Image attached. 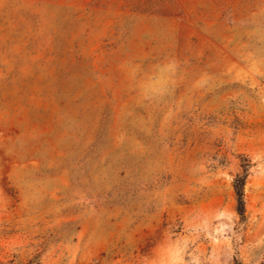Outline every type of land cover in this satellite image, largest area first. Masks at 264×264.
<instances>
[{
	"label": "rangeland",
	"instance_id": "374dc122",
	"mask_svg": "<svg viewBox=\"0 0 264 264\" xmlns=\"http://www.w3.org/2000/svg\"><path fill=\"white\" fill-rule=\"evenodd\" d=\"M237 262L264 264V0H0V264Z\"/></svg>",
	"mask_w": 264,
	"mask_h": 264
},
{
	"label": "trees",
	"instance_id": "16d2710c",
	"mask_svg": "<svg viewBox=\"0 0 264 264\" xmlns=\"http://www.w3.org/2000/svg\"><path fill=\"white\" fill-rule=\"evenodd\" d=\"M242 167V172L237 173L236 176L233 179V189L236 197V210L237 212L243 216L244 215V200H243V195H244V184H245V179L247 176L248 168H249V160L246 159L243 164H241ZM236 264H239L237 262Z\"/></svg>",
	"mask_w": 264,
	"mask_h": 264
}]
</instances>
